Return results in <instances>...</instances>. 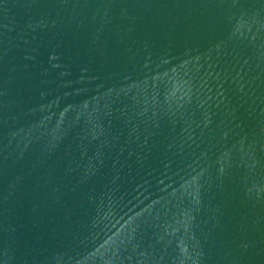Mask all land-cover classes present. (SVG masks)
Returning <instances> with one entry per match:
<instances>
[{
    "label": "water",
    "instance_id": "water-1",
    "mask_svg": "<svg viewBox=\"0 0 264 264\" xmlns=\"http://www.w3.org/2000/svg\"><path fill=\"white\" fill-rule=\"evenodd\" d=\"M0 264H264V0H0Z\"/></svg>",
    "mask_w": 264,
    "mask_h": 264
}]
</instances>
